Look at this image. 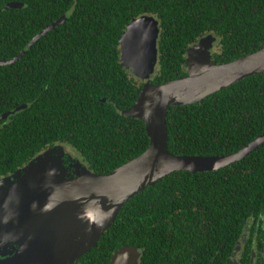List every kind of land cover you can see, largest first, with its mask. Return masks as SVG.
<instances>
[{"label": "trees", "instance_id": "trees-1", "mask_svg": "<svg viewBox=\"0 0 264 264\" xmlns=\"http://www.w3.org/2000/svg\"><path fill=\"white\" fill-rule=\"evenodd\" d=\"M12 2L25 9L0 15V41L10 42L14 55L26 50L13 67L22 74L26 62L30 72L13 90L12 66L0 67V117L25 106L0 120V179L56 143L75 149L98 175L148 149L145 124L122 115L143 88L120 59L119 41L134 19L153 15L160 22L153 85L186 77L188 49L208 34L219 39L217 64L264 45V0H0V8ZM167 130L168 151L176 155L239 152L264 134V72L198 104L172 106ZM251 218L264 219V144L223 169L176 172L146 188L75 264H110L123 247L140 251L139 264H228Z\"/></svg>", "mask_w": 264, "mask_h": 264}, {"label": "water", "instance_id": "water-1", "mask_svg": "<svg viewBox=\"0 0 264 264\" xmlns=\"http://www.w3.org/2000/svg\"><path fill=\"white\" fill-rule=\"evenodd\" d=\"M21 6L20 3H10L7 8ZM152 17L144 15L134 19L119 41L121 44L125 37L131 43L128 50L136 60L140 61L145 52L154 50L153 41L147 48H143L140 41L149 40ZM66 19L64 16L47 27L29 46ZM22 55L1 62L0 66L14 63ZM187 56L186 77L162 85L146 81L137 101L122 113L145 124L150 144L140 156L108 175H98L75 164L65 169L60 158H51L47 153L41 161L37 162L36 157L24 170L19 169L8 178V181L18 179L17 182L0 185V246L13 243L21 249L14 256L1 260L0 264H75L97 245L125 204L146 188L176 172L223 169L243 160L264 144L263 134L230 156L194 157L168 151L167 115L172 106L198 104L245 78L264 72V45L224 64H217L212 56L206 57L198 46L189 48ZM24 108L8 112L0 120ZM54 147L56 145L46 151ZM26 180L35 184V188L41 186L48 191L50 203L24 206L18 196L21 192L18 185ZM11 206L25 208L20 222L7 212ZM140 254L135 247H123L114 253L110 264H138Z\"/></svg>", "mask_w": 264, "mask_h": 264}, {"label": "rangeland", "instance_id": "rangeland-1", "mask_svg": "<svg viewBox=\"0 0 264 264\" xmlns=\"http://www.w3.org/2000/svg\"><path fill=\"white\" fill-rule=\"evenodd\" d=\"M152 19H153V23L150 29L151 34L149 40L140 39L143 48L144 47L147 48L149 44L153 41L155 45L152 53L145 52L141 60L139 61L130 56L129 53L130 51L128 50V48L129 46H131V43L128 42L125 39V37L122 43L120 44V59L123 68L128 73L130 78L142 83V86L146 81L150 82V80L156 75L159 67V57H160L159 49H158V42L160 38L159 19H157L156 17H152ZM141 32H144L142 28H141ZM196 46L203 49L204 55L206 57L212 56L213 58V55L218 53L220 50L219 39L213 34H208L200 38L191 47L193 49ZM187 60H189V56H187ZM133 116L138 117L137 115H133ZM47 153L51 158H60L62 160V165L65 167V169L67 168L69 169L72 164H75L81 169L84 168L86 170H89L87 165L81 159L79 153L68 145H56V147L38 155L35 160H37V162L41 161V158L43 159L45 155H47ZM27 165L21 168L20 170H24L27 167ZM12 176L13 175L11 174L9 176L2 178V180L0 179V185L8 186L13 182H17L18 179L16 180L12 179L11 181H8L9 180L8 178H11ZM18 186H19L18 188L21 191L18 194V196L19 198L22 199L21 203L24 204V206L37 205V204L46 205V203H50L48 191L44 190L41 186L35 188V184L33 185L28 180L21 181ZM11 208L12 209L10 210L8 209L7 212L12 213L15 216V218L18 220V222H20L22 213L25 210V208H19L17 206L16 207L11 206ZM20 250L21 249H19L17 246H14L13 243L11 245L8 244V245L0 246V261L14 256Z\"/></svg>", "mask_w": 264, "mask_h": 264}, {"label": "flooded vegetation", "instance_id": "flooded-vegetation-1", "mask_svg": "<svg viewBox=\"0 0 264 264\" xmlns=\"http://www.w3.org/2000/svg\"><path fill=\"white\" fill-rule=\"evenodd\" d=\"M12 3H19V2H12ZM20 4H22V3H20ZM20 9L21 10L25 9L23 4L20 8H7V6H5V7L0 8V15L5 11L20 10ZM12 13H14V12H12ZM11 16L15 20V16L14 15H11ZM151 16H153V15H151ZM153 17H155V16H153ZM0 22H2L1 16H0ZM2 25H4V24H2ZM2 25H0V28H2V27L4 28V26H2ZM159 27H160V22H159ZM45 29L46 28H44V30ZM44 30H42V31H44ZM41 32H39V34ZM39 34H37L35 37H37ZM32 40L28 43V47H30L29 45L32 42ZM9 43L10 42H8L7 45H4L3 42L0 41V63L12 61V60L16 59L22 53H23V55L14 63L8 64V65H3L0 67L9 66V65L12 66V69L8 75L11 85L9 83H7V87H9V88L11 87V89L16 90V89H18V86L15 87L14 81L15 80L19 81L20 79H23L25 81V77H27V76L24 75V72L29 73L30 67L26 64V62H24V64H23L24 71L22 74H21V72H18V69L13 67V65L16 62H18L20 59L23 58L26 50L22 49L14 55V50H13L14 46H12ZM32 69H33V67H32ZM41 74H42L41 72H38V75H41ZM16 110H14V111H16ZM14 111H11V112H14ZM17 112H19V111H17ZM10 116H12V114ZM55 145H66V144L56 143ZM49 147H48V149H49ZM42 153H40V154H42ZM252 227H254V229H255L254 232H252ZM245 230H246L245 234L238 240V242L234 246V249L229 256L228 264H264V219H262V218L261 219L251 218L249 220L248 225L246 226ZM140 260H141V254H140L139 262H140Z\"/></svg>", "mask_w": 264, "mask_h": 264}]
</instances>
